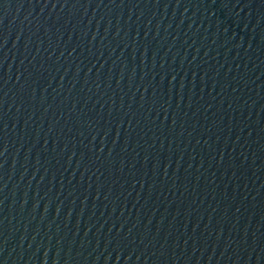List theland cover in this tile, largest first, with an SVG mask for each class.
Returning <instances> with one entry per match:
<instances>
[{"label":"water","instance_id":"water-1","mask_svg":"<svg viewBox=\"0 0 264 264\" xmlns=\"http://www.w3.org/2000/svg\"><path fill=\"white\" fill-rule=\"evenodd\" d=\"M0 264H264V0H0Z\"/></svg>","mask_w":264,"mask_h":264}]
</instances>
